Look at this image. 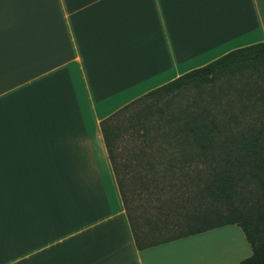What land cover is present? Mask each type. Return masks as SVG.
<instances>
[{
	"label": "crops",
	"instance_id": "1",
	"mask_svg": "<svg viewBox=\"0 0 264 264\" xmlns=\"http://www.w3.org/2000/svg\"><path fill=\"white\" fill-rule=\"evenodd\" d=\"M261 41L264 0H0V264H166L192 235L137 247L101 122Z\"/></svg>",
	"mask_w": 264,
	"mask_h": 264
},
{
	"label": "trees",
	"instance_id": "2",
	"mask_svg": "<svg viewBox=\"0 0 264 264\" xmlns=\"http://www.w3.org/2000/svg\"><path fill=\"white\" fill-rule=\"evenodd\" d=\"M144 97L153 99L131 119L143 136L157 131L151 139L168 145V152L159 153L168 180L158 183L157 192L166 195L159 199L162 219L149 218L148 234L136 227L117 179L137 247L237 224L252 248L239 264H264V41L234 49L135 100ZM177 98L185 102L176 104ZM118 116L101 122L115 172L119 131L112 122Z\"/></svg>",
	"mask_w": 264,
	"mask_h": 264
},
{
	"label": "rangeland",
	"instance_id": "3",
	"mask_svg": "<svg viewBox=\"0 0 264 264\" xmlns=\"http://www.w3.org/2000/svg\"><path fill=\"white\" fill-rule=\"evenodd\" d=\"M151 99L153 97H144L122 106L115 111L119 113L118 119L112 122L117 124L119 131L113 147L117 164L116 177L122 182L126 204L136 227L140 229L139 232L145 231L148 234L149 218L154 221L162 219L159 216L162 207L159 199H164L166 195L157 192V187L159 182L162 184L168 180V170L165 158H161L159 153L165 150L168 152V145L160 144L159 139H151V135L155 137L157 131L143 136V128L131 118L145 101ZM174 102L180 105L185 100L177 98ZM167 116L168 107L163 114L164 118ZM151 152L155 153V159L151 157ZM251 254V245L242 228L237 224H229L165 243L156 249L153 256L169 259L171 264H239ZM168 261L165 263L168 264Z\"/></svg>",
	"mask_w": 264,
	"mask_h": 264
},
{
	"label": "water",
	"instance_id": "4",
	"mask_svg": "<svg viewBox=\"0 0 264 264\" xmlns=\"http://www.w3.org/2000/svg\"><path fill=\"white\" fill-rule=\"evenodd\" d=\"M207 72H209V70L207 69Z\"/></svg>",
	"mask_w": 264,
	"mask_h": 264
}]
</instances>
